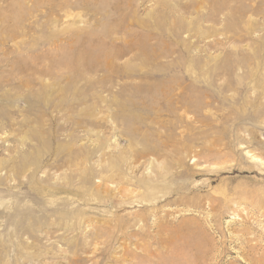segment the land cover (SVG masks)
Segmentation results:
<instances>
[{"label":"rangeland","instance_id":"374dc122","mask_svg":"<svg viewBox=\"0 0 264 264\" xmlns=\"http://www.w3.org/2000/svg\"><path fill=\"white\" fill-rule=\"evenodd\" d=\"M263 237L264 0H0V264H264Z\"/></svg>","mask_w":264,"mask_h":264},{"label":"bare ground","instance_id":"6f19581e","mask_svg":"<svg viewBox=\"0 0 264 264\" xmlns=\"http://www.w3.org/2000/svg\"><path fill=\"white\" fill-rule=\"evenodd\" d=\"M264 238V237H263ZM250 249V251H252V250H254V249H256V248H249ZM253 252V251H252ZM256 252V251H255ZM254 253V252H253ZM255 254V253H254ZM249 255V254H248ZM263 258V257H262ZM257 259V258H256ZM261 260H264V259H261ZM257 262V261H256Z\"/></svg>","mask_w":264,"mask_h":264}]
</instances>
